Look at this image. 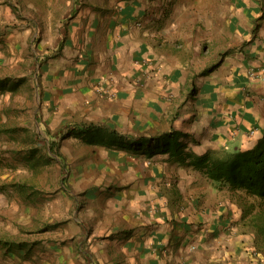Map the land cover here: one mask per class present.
<instances>
[{
    "label": "crops",
    "instance_id": "obj_1",
    "mask_svg": "<svg viewBox=\"0 0 264 264\" xmlns=\"http://www.w3.org/2000/svg\"><path fill=\"white\" fill-rule=\"evenodd\" d=\"M71 1L0 0L2 87L21 77L28 130L82 111L107 133L93 155L62 139L50 210L0 208V264H226L246 239L210 169L264 136V0Z\"/></svg>",
    "mask_w": 264,
    "mask_h": 264
},
{
    "label": "rangeland",
    "instance_id": "obj_2",
    "mask_svg": "<svg viewBox=\"0 0 264 264\" xmlns=\"http://www.w3.org/2000/svg\"><path fill=\"white\" fill-rule=\"evenodd\" d=\"M10 2L19 5L22 11L25 10L30 13L33 9L29 6L30 3H36L41 7L45 0H10ZM71 2L74 5L70 7V14L74 12L75 5L80 4L79 6L82 7L85 0H72ZM43 7L45 8V6ZM62 27L65 28L64 25ZM62 36H69L67 37L69 43L63 39L65 44L80 51L85 49L84 43L75 39V34L70 37L67 31ZM54 54V52L49 54L46 61H43V58H38V61L46 64L49 59H55ZM63 54L61 51V55ZM37 66L36 63L35 73L38 72ZM7 76L6 71L0 75V116L2 114L7 115V121L0 122V208L13 209L17 215L21 211H23V215L26 212H33L31 220L34 221V216L37 219L36 217H40L41 213L44 214L50 210L49 201L51 197L61 189L63 167L66 168L68 164L66 153L62 154L57 148V146L62 147V139L67 138L72 141L73 151L82 149L86 154L93 155L96 146L104 142L107 124L85 119L84 112L80 111L69 121L53 128H49L47 124L42 122L40 116H34L33 124L29 123V131L26 127L28 121H24L22 115L28 113L27 110L31 107L24 100L26 99L23 96L25 90L20 91L19 89L18 80L21 77L17 73L13 74L16 85L13 92L6 94L2 87V80ZM97 88L103 96L113 95L112 91H108L101 85H98ZM41 92L42 90L39 91L38 85L36 94L39 95ZM221 155L220 153L217 156ZM6 180L10 181L11 184ZM8 184L10 185L9 188ZM63 185V188H67L65 182ZM220 189L221 187L218 188V192L221 194ZM3 195L8 198V201L4 203L5 205L1 202ZM225 196V194L222 195L224 198H230L229 195ZM232 209L234 210V208ZM35 212L37 214H34ZM233 212L236 214L235 210ZM231 222L235 229L234 235L241 238L245 237L246 240H242L245 243L240 252L228 251L229 258L225 261L226 264H264V254L254 246L251 235H241L236 218H232ZM85 251L87 252V249ZM218 263L220 262H216V264Z\"/></svg>",
    "mask_w": 264,
    "mask_h": 264
},
{
    "label": "trees",
    "instance_id": "obj_3",
    "mask_svg": "<svg viewBox=\"0 0 264 264\" xmlns=\"http://www.w3.org/2000/svg\"><path fill=\"white\" fill-rule=\"evenodd\" d=\"M212 165L210 174L226 185L241 234L251 235L264 254V136L256 147L218 156Z\"/></svg>",
    "mask_w": 264,
    "mask_h": 264
},
{
    "label": "built area",
    "instance_id": "obj_4",
    "mask_svg": "<svg viewBox=\"0 0 264 264\" xmlns=\"http://www.w3.org/2000/svg\"><path fill=\"white\" fill-rule=\"evenodd\" d=\"M255 72H256L255 69L251 71L252 74H255Z\"/></svg>",
    "mask_w": 264,
    "mask_h": 264
}]
</instances>
